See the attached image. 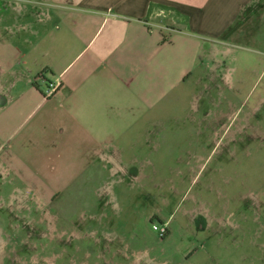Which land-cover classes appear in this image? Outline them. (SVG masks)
Masks as SVG:
<instances>
[{"label":"rangeland","instance_id":"1","mask_svg":"<svg viewBox=\"0 0 264 264\" xmlns=\"http://www.w3.org/2000/svg\"><path fill=\"white\" fill-rule=\"evenodd\" d=\"M216 46L115 162L26 187L0 143V264H264V14Z\"/></svg>","mask_w":264,"mask_h":264},{"label":"crops","instance_id":"2","mask_svg":"<svg viewBox=\"0 0 264 264\" xmlns=\"http://www.w3.org/2000/svg\"><path fill=\"white\" fill-rule=\"evenodd\" d=\"M11 2L0 16L12 21L0 19L1 168L26 187L59 166L95 167L137 148L161 103L264 14V0ZM53 81L59 89L44 99Z\"/></svg>","mask_w":264,"mask_h":264},{"label":"built area","instance_id":"3","mask_svg":"<svg viewBox=\"0 0 264 264\" xmlns=\"http://www.w3.org/2000/svg\"><path fill=\"white\" fill-rule=\"evenodd\" d=\"M60 86V82L58 81H53V82H47L45 84V91H44V99H50L53 96L56 95L58 89Z\"/></svg>","mask_w":264,"mask_h":264}]
</instances>
